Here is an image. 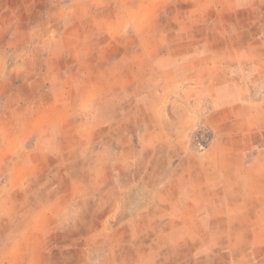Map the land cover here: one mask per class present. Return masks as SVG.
I'll use <instances>...</instances> for the list:
<instances>
[{"label":"crops","instance_id":"crops-1","mask_svg":"<svg viewBox=\"0 0 264 264\" xmlns=\"http://www.w3.org/2000/svg\"><path fill=\"white\" fill-rule=\"evenodd\" d=\"M0 264H264V0H0Z\"/></svg>","mask_w":264,"mask_h":264},{"label":"rangeland","instance_id":"rangeland-1","mask_svg":"<svg viewBox=\"0 0 264 264\" xmlns=\"http://www.w3.org/2000/svg\"><path fill=\"white\" fill-rule=\"evenodd\" d=\"M210 136L211 135L208 131L202 129V131H199L196 135H194V139H193L194 145L197 148H199L198 144H200L202 147H205L206 144L208 143L209 139H210ZM143 154L145 156L146 152H143ZM112 200H114V197H111V196L101 198V200L97 197L96 200H94V205H96V207H98L101 204V202L103 203V205H109V204H112L111 203ZM98 217H99V214L94 207V212H92L93 221H97ZM96 245H98V244H96ZM96 245L94 246L95 249L98 248V246H96ZM109 246H111V245H109ZM96 251L98 252V249H96Z\"/></svg>","mask_w":264,"mask_h":264}]
</instances>
